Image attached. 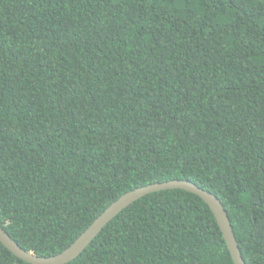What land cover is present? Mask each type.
Masks as SVG:
<instances>
[{"label": "trees", "instance_id": "16d2710c", "mask_svg": "<svg viewBox=\"0 0 264 264\" xmlns=\"http://www.w3.org/2000/svg\"><path fill=\"white\" fill-rule=\"evenodd\" d=\"M185 179L264 264V0H0V226L66 249L122 194ZM0 264H29L0 242ZM65 264H234L180 189L122 209Z\"/></svg>", "mask_w": 264, "mask_h": 264}, {"label": "water", "instance_id": "95a60500", "mask_svg": "<svg viewBox=\"0 0 264 264\" xmlns=\"http://www.w3.org/2000/svg\"><path fill=\"white\" fill-rule=\"evenodd\" d=\"M180 189L198 196L207 204L215 217L234 264H245L232 232L227 213L220 200L207 190L198 187L185 179H173L164 182L151 183L125 192L109 206L62 252L44 257L26 251L14 242L0 226V242L13 255L29 264H65L76 258L85 247L95 238L101 229L120 211L146 194L167 190Z\"/></svg>", "mask_w": 264, "mask_h": 264}]
</instances>
